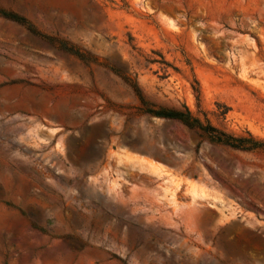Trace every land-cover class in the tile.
Listing matches in <instances>:
<instances>
[{
    "label": "rangeland",
    "instance_id": "374dc122",
    "mask_svg": "<svg viewBox=\"0 0 264 264\" xmlns=\"http://www.w3.org/2000/svg\"><path fill=\"white\" fill-rule=\"evenodd\" d=\"M0 11V264H264V152L147 112L264 141V0Z\"/></svg>",
    "mask_w": 264,
    "mask_h": 264
},
{
    "label": "trees",
    "instance_id": "16d2710c",
    "mask_svg": "<svg viewBox=\"0 0 264 264\" xmlns=\"http://www.w3.org/2000/svg\"><path fill=\"white\" fill-rule=\"evenodd\" d=\"M0 14H2L4 17H7L9 19H12L20 23L25 22V20L22 17H19L11 13L0 11ZM27 28L30 29L32 32L36 33V31L33 29L31 25L27 24ZM59 49L65 52L75 54L80 59L85 60V55L83 53H81L78 49H75L74 47L67 45L65 41H62V43L59 44ZM162 63L165 65V67L169 66L168 63H166L165 61H163ZM114 70L115 72L119 73L118 69H114ZM123 78L126 81V83L133 89V91L139 98L140 102L143 104L144 99L139 87L128 77H123ZM194 91L197 93L198 96L199 90L197 88H194ZM147 112L155 114L156 116L159 117L177 120L183 125L187 126L188 128L195 130L201 137L208 139L211 142L222 144L237 150L264 152V141L257 139L248 132L246 133L245 136L244 135L235 136L226 133L213 126L208 120L202 122L199 118L193 116L191 111L185 106H183L182 109L161 108L155 111H151L147 109Z\"/></svg>",
    "mask_w": 264,
    "mask_h": 264
},
{
    "label": "bare ground",
    "instance_id": "6f19581e",
    "mask_svg": "<svg viewBox=\"0 0 264 264\" xmlns=\"http://www.w3.org/2000/svg\"><path fill=\"white\" fill-rule=\"evenodd\" d=\"M148 163H149L150 165H152L151 162H148ZM170 196H171V197L174 196V190L170 192ZM193 219H194V218H193ZM195 222H196V221H195Z\"/></svg>",
    "mask_w": 264,
    "mask_h": 264
}]
</instances>
